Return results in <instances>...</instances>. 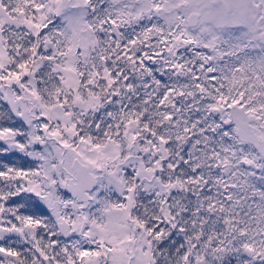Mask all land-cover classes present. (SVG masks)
Instances as JSON below:
<instances>
[{"label":"snow or ice","instance_id":"obj_1","mask_svg":"<svg viewBox=\"0 0 264 264\" xmlns=\"http://www.w3.org/2000/svg\"><path fill=\"white\" fill-rule=\"evenodd\" d=\"M0 264H264V0H0Z\"/></svg>","mask_w":264,"mask_h":264}]
</instances>
